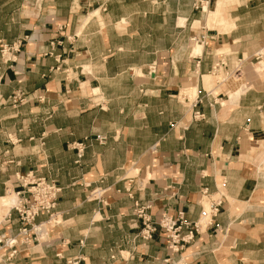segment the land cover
<instances>
[{
	"label": "crops",
	"instance_id": "0c3cea01",
	"mask_svg": "<svg viewBox=\"0 0 264 264\" xmlns=\"http://www.w3.org/2000/svg\"><path fill=\"white\" fill-rule=\"evenodd\" d=\"M195 1L0 0V241L19 244L0 264H264V0L222 33L195 28ZM220 57L241 65L233 95L212 75ZM28 173L62 193L20 245L2 200ZM205 198L220 204L211 224ZM138 199L156 221L184 213L194 243L139 240Z\"/></svg>",
	"mask_w": 264,
	"mask_h": 264
},
{
	"label": "built area",
	"instance_id": "2783aa9c",
	"mask_svg": "<svg viewBox=\"0 0 264 264\" xmlns=\"http://www.w3.org/2000/svg\"><path fill=\"white\" fill-rule=\"evenodd\" d=\"M210 3L211 0H196L194 10L204 12V8H208ZM9 50L15 49L14 47L7 46H4L2 49L3 52ZM258 55L260 58H264V49ZM231 69L226 59L220 57L212 69V75L216 78V84H223L226 81L232 80L233 75L240 72L241 65L236 64L234 69ZM206 94L210 93L206 92ZM197 104L198 102L192 109H195ZM203 117L204 115L199 111L194 112L192 115V118L196 121L203 119ZM89 142V139H85L83 142L74 144L73 147L77 151L78 158L81 159L83 157L84 150ZM155 149L156 146L152 149V153L155 152ZM15 180L19 189L16 194L17 202L13 206L12 211L16 213L20 224L17 237L21 238L20 245H22L31 239L32 232L41 228V225L39 227L35 226V221L40 215H46L50 219L55 215L62 188L55 182L37 177L33 173L25 175L17 174ZM128 197L134 200V196L130 191L128 192ZM219 206L220 204L217 202H210L209 209L202 210L201 220L204 223L211 224L218 215ZM133 207L134 215L141 224L138 238L143 243L146 244L152 241L159 232L164 234L167 247L174 254L180 253L187 246L194 243L199 232L198 224L187 222L184 213L178 212L173 216L165 213L162 215L160 221H156L152 214L154 208L153 201L144 202L138 199L134 201ZM0 244V250L5 249V252L9 253L7 259L10 260L17 254V246L19 244L16 237L4 239L0 241ZM66 264H81V260L68 261Z\"/></svg>",
	"mask_w": 264,
	"mask_h": 264
},
{
	"label": "rangeland",
	"instance_id": "374dc122",
	"mask_svg": "<svg viewBox=\"0 0 264 264\" xmlns=\"http://www.w3.org/2000/svg\"><path fill=\"white\" fill-rule=\"evenodd\" d=\"M217 1L218 0H211V3L209 5V7L207 8L208 9L207 13L202 12V11H195L196 12L195 13L196 20L200 21L199 23L196 22L195 28L204 29V31H206V32H212V31H216L219 33L228 32V31L233 30L235 28L234 24L236 21L240 22L242 20V17L245 18L244 15H246V14H245V11L243 10L242 6L247 0H221L219 10H218V12L216 11V13H215L214 7H215ZM222 5L224 6V8H223L221 14L223 15V18L225 19V21L227 23L226 24L227 27L224 29L222 27H219L218 22H217L218 15L220 13ZM237 9H238V11H236ZM242 23H244V20L242 21ZM244 31H247V30L244 29ZM196 43L197 42H195L194 45H195V50L197 51L198 46H196ZM262 50H263V48H262ZM262 50H259V51H262ZM223 52H229V51H223ZM254 60H255V62H257L256 59H254ZM260 61L262 62V64H261V66H259V68L264 66V59L260 60ZM234 66H235V64L233 65L231 70L234 69ZM238 74L241 75V78L239 80H235V78H233L234 80L232 79V80L226 81L225 83L220 85V86H222L221 89L227 90L230 93V95H233L234 93L238 92L240 90V85H242L243 73L241 71V74L240 73H238ZM234 83L236 86H232ZM204 85L207 88L212 89L214 86H216L215 79H213L211 76L206 77L204 79ZM196 93H197V90L192 91V95L190 94L191 97H193L192 99H195ZM185 94H187V93L182 92V96H184ZM53 182H55V181H53ZM14 183H15V185H17V189H19L18 184L16 183V180H14ZM8 190L9 191L4 196V198H5L4 201L5 202L8 201V199L11 197L13 201L17 202L16 194H17L18 190L14 192L13 187H9ZM4 201L2 200V202H4ZM209 205H210V201L205 198L203 201L204 208L206 210H208ZM12 208H13V206L9 207L6 211H1V213L3 215H5L8 213L9 210H12ZM49 220H52V218L51 219L49 218Z\"/></svg>",
	"mask_w": 264,
	"mask_h": 264
},
{
	"label": "bare ground",
	"instance_id": "6f19581e",
	"mask_svg": "<svg viewBox=\"0 0 264 264\" xmlns=\"http://www.w3.org/2000/svg\"><path fill=\"white\" fill-rule=\"evenodd\" d=\"M221 0H218L217 2H216V5H215V7H214V11H215V13H216V11L218 12V10H219V7H220V2ZM207 11H208V9L205 7L204 8V12H206L207 13ZM240 74H241V69H240V72H239ZM233 78H235V80H239L240 78H241V75H239V74H236V75H233V77L231 78V79H233ZM234 80V79H233ZM237 82V81H236ZM4 203V207L5 208H9V207H11V206H14L15 204H16V202L15 201H13L12 200V198L10 197L9 199H8V201H4L3 202ZM205 209V208H204ZM206 210V209H205Z\"/></svg>",
	"mask_w": 264,
	"mask_h": 264
}]
</instances>
